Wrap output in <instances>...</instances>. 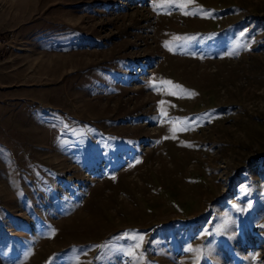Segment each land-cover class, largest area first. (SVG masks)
I'll return each mask as SVG.
<instances>
[{
  "label": "rangeland",
  "instance_id": "obj_1",
  "mask_svg": "<svg viewBox=\"0 0 264 264\" xmlns=\"http://www.w3.org/2000/svg\"><path fill=\"white\" fill-rule=\"evenodd\" d=\"M10 30L0 264H264V0H0Z\"/></svg>",
  "mask_w": 264,
  "mask_h": 264
},
{
  "label": "crops",
  "instance_id": "obj_2",
  "mask_svg": "<svg viewBox=\"0 0 264 264\" xmlns=\"http://www.w3.org/2000/svg\"><path fill=\"white\" fill-rule=\"evenodd\" d=\"M23 44L19 43L17 48ZM15 48L9 54V60L6 63H0V101L4 102L5 98L8 99L10 90H15L22 87L21 82L15 81L21 78V70L18 64V58L22 55L21 50Z\"/></svg>",
  "mask_w": 264,
  "mask_h": 264
},
{
  "label": "built area",
  "instance_id": "obj_3",
  "mask_svg": "<svg viewBox=\"0 0 264 264\" xmlns=\"http://www.w3.org/2000/svg\"><path fill=\"white\" fill-rule=\"evenodd\" d=\"M18 42L19 38L14 31H0V63L9 59L10 52L17 48Z\"/></svg>",
  "mask_w": 264,
  "mask_h": 264
},
{
  "label": "snow or ice",
  "instance_id": "obj_4",
  "mask_svg": "<svg viewBox=\"0 0 264 264\" xmlns=\"http://www.w3.org/2000/svg\"><path fill=\"white\" fill-rule=\"evenodd\" d=\"M188 2L190 3L191 2V0H188ZM158 7L160 6V5H157ZM180 7H184L185 5L184 4H180L179 5ZM187 14V13H186ZM162 83H164V84H168V85H170L171 84V82L170 81H162ZM141 240L143 239L142 237L140 238Z\"/></svg>",
  "mask_w": 264,
  "mask_h": 264
}]
</instances>
